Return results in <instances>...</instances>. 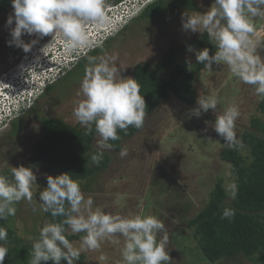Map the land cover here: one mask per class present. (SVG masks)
I'll use <instances>...</instances> for the list:
<instances>
[{
	"label": "clouds",
	"instance_id": "9594fccd",
	"mask_svg": "<svg viewBox=\"0 0 264 264\" xmlns=\"http://www.w3.org/2000/svg\"><path fill=\"white\" fill-rule=\"evenodd\" d=\"M155 1L123 0L109 9L105 0H10L13 12L5 22L10 27L9 46L20 48L24 53L31 51L38 40L25 43L21 39L24 35L43 38L59 34L63 42L48 47L51 49L47 55L52 63L45 64V69L41 61H32L30 57L28 60L34 65L27 60L6 78L2 77L0 132L9 130L13 121L29 111L66 69L73 68L89 52L120 33L141 10ZM255 17L264 18V0H214L204 13L185 12L182 30L206 32L215 44L213 55H209L207 47L195 54L196 61L203 64L205 70L212 72L214 65H227L233 76L253 86L256 95L264 100V58L251 39L255 33L252 23ZM13 22L15 26L11 27ZM88 29L90 35L87 37ZM187 51L194 49L188 46ZM88 59L89 65L80 85L79 94L83 99L73 109V115L84 127L85 135L94 130L99 136V150L91 156V161L99 165L104 150L112 146L109 141L120 139L118 131L143 127L146 105L140 84L135 79L121 77L115 57ZM196 104L197 107L189 110L188 118H199L209 110L214 112L218 98L198 97ZM239 116L238 106L230 105L215 117L212 128L228 147L240 143L236 132ZM125 155L126 150L121 152V156ZM46 179L47 187L39 191L37 202L33 200V190L39 185L31 167L11 168V177L0 174V220L14 216L15 205L21 201L38 205L40 211L49 213L53 219L64 217L61 222L44 223L39 238L32 241L30 264H76L82 252L100 250L105 241L120 245L121 237L123 264H172L162 220L154 215L125 218L112 215L102 207L93 208V199L85 197L80 182L68 173ZM228 192L229 198L235 199L237 186L230 185ZM235 214V209L226 207L222 219L231 221ZM66 232L84 234L78 242L79 247L70 242ZM7 239V228L0 226V264H4L8 255L9 249L4 245ZM99 258L107 259L104 255Z\"/></svg>",
	"mask_w": 264,
	"mask_h": 264
},
{
	"label": "rangeland",
	"instance_id": "374dc122",
	"mask_svg": "<svg viewBox=\"0 0 264 264\" xmlns=\"http://www.w3.org/2000/svg\"><path fill=\"white\" fill-rule=\"evenodd\" d=\"M192 1L194 8L191 10L171 5L153 22L128 23L129 28L118 33L120 35L97 58L115 57L114 63L121 70L122 78H130L136 64H154L170 46L182 44L204 33L182 30V16L185 12L191 14L192 11L204 13L214 0ZM105 2L109 9L114 5L113 0ZM138 11L139 7L135 9V13ZM12 12L11 8L0 14V82L2 77L6 78L30 57L32 61H41L45 69V64L49 66L52 63L47 55L51 49L48 47L53 46V43L63 42L59 34L43 38L24 35L21 39L25 43L38 40L31 51L24 53L20 48L9 46L10 27L5 22ZM252 23L255 33L251 39L257 46L258 54L264 58V18H252ZM14 26L13 22L11 27ZM86 33L88 37L89 29ZM194 57V51L185 55L190 61ZM84 76L69 87L66 86L62 94L56 93L37 101L36 108L40 107L45 111L42 116L59 118L72 125L78 123L73 109L83 99L79 93ZM193 90L196 101L198 97L216 96V110L202 113L199 118H188L189 110L197 107L196 101L191 107L174 98L163 102L148 117L144 127L133 138L123 142L122 151L126 150L127 155L121 156L122 151L110 155L112 162L109 168L97 177L92 186H87L83 191L86 198L93 199V208L102 207L112 215L125 218L154 215L162 220L168 235L167 248L172 264H209L198 252L191 232L186 228V222L207 202L218 179L223 180L227 191L233 184L229 165L219 159V151L227 145L212 126L215 117L223 114L228 106H238L240 116L236 121V132L240 141L242 133L250 129L249 120L256 112L260 100L254 87L242 83L224 64L214 65L212 72L204 69ZM36 111L31 113L32 117ZM23 120L26 124L25 131L17 137H10L8 129L0 132V174L6 169L11 173V168L27 167L30 147L40 137L38 120L27 116ZM96 141L95 147L98 148L99 140ZM242 153L246 154L245 148ZM33 171L39 181V187L33 191H42L45 188L43 182L48 175L41 169ZM34 207L37 210L34 211ZM39 216L38 206L26 201L20 204L16 214L20 229L39 227V222L36 223L34 219ZM24 228L18 232L19 235L24 239L32 238V230ZM78 242H73L75 247H79ZM122 245L121 237L120 245L105 241L100 250L84 251L85 263L123 264L120 251ZM101 255L107 259L101 260ZM218 264L254 263L238 256Z\"/></svg>",
	"mask_w": 264,
	"mask_h": 264
},
{
	"label": "trees",
	"instance_id": "16d2710c",
	"mask_svg": "<svg viewBox=\"0 0 264 264\" xmlns=\"http://www.w3.org/2000/svg\"><path fill=\"white\" fill-rule=\"evenodd\" d=\"M121 1L123 0H113V3L117 4ZM171 5H179L186 10L194 8L192 0H157L147 5L129 23L153 22L159 19L164 10ZM11 8L10 0H0V14L6 13ZM129 26L127 24L124 29H128ZM119 35H114L100 47L89 52L73 68L66 69L53 85L46 88L37 101L56 93L62 94L66 86L69 87L81 79L89 65L88 58L98 57ZM188 46L194 49V56L205 47L209 48V55H213L216 51L215 44L204 32L195 39L170 46L154 64L139 63L133 67L130 78L135 79L141 86V95L146 105L145 121L160 104L170 98L189 107L194 105L196 95L193 87L205 68L196 61L195 57L192 61L185 58V55L190 53L187 51ZM36 103L22 117L11 123L9 136L15 138L25 131L24 116L38 120L40 137L30 147L27 167L44 170L52 177L68 173L74 180L80 182L82 191L87 186H92L97 177L109 168L112 154L122 151L123 142L133 138L145 125L144 121L140 129L129 127L126 131H118L120 139L109 141L111 148L104 150L102 162L96 165L91 161V156L99 150L95 147L96 140H99L95 131L85 135V129L79 123L72 125L59 118L42 116L45 111L40 107L37 109ZM35 110H37L35 116L32 117L31 113ZM249 128L242 133L239 145L226 146L219 151L220 161L229 165L233 184L237 186L235 199L229 198L223 180L218 179L209 193L207 202L186 222V228L191 232L198 252L209 264H218L225 259L238 256L254 264H264V100L261 98L256 106V112L249 120ZM244 148L245 155L242 153ZM1 174L11 177L8 169ZM36 183H39L38 179ZM43 184L46 188L47 179ZM33 192V200L38 202L39 191ZM24 202L15 205L16 214L20 204ZM226 207L235 209L236 214L231 221L222 219V211ZM38 213L39 218L34 219L36 223L39 222V227H23L32 230L33 236L29 239L19 235L18 232L23 228L20 229L18 224L20 221L17 220L16 214L6 220H0V226L8 230V239L4 245L9 251L4 264H30L32 241L39 238V231L44 223L61 222L64 219V217L53 219L49 213L39 209ZM83 235V233L66 232L70 242L80 241ZM85 259V254L81 253L76 264H86Z\"/></svg>",
	"mask_w": 264,
	"mask_h": 264
},
{
	"label": "built area",
	"instance_id": "2783aa9c",
	"mask_svg": "<svg viewBox=\"0 0 264 264\" xmlns=\"http://www.w3.org/2000/svg\"><path fill=\"white\" fill-rule=\"evenodd\" d=\"M127 3H128V2H127ZM127 8H128V7H126V9H127ZM111 25H112V24H111ZM111 25H110V26H111Z\"/></svg>",
	"mask_w": 264,
	"mask_h": 264
}]
</instances>
